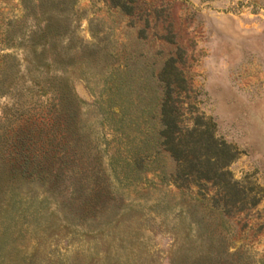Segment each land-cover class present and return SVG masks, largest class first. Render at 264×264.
Wrapping results in <instances>:
<instances>
[{"label":"rangeland","instance_id":"374dc122","mask_svg":"<svg viewBox=\"0 0 264 264\" xmlns=\"http://www.w3.org/2000/svg\"><path fill=\"white\" fill-rule=\"evenodd\" d=\"M23 6L0 0V68L12 55L25 73L20 32L15 47L6 44ZM74 10L80 43L99 58L67 76L107 193L90 202L87 220L73 194L80 180L69 175L80 165L62 167L50 192L37 179L5 183L0 264H264V0H76ZM169 60L181 126L232 148L237 193L224 194L220 178L173 185L174 163L146 146L154 129H135ZM113 103L122 109L111 113ZM12 104L0 94V123Z\"/></svg>","mask_w":264,"mask_h":264},{"label":"trees","instance_id":"16d2710c","mask_svg":"<svg viewBox=\"0 0 264 264\" xmlns=\"http://www.w3.org/2000/svg\"><path fill=\"white\" fill-rule=\"evenodd\" d=\"M36 1L23 0L25 18L11 22L6 37L7 46L15 47L16 32H20L21 43L16 47L24 52L25 73L15 56L2 57L0 94L10 96L13 104L4 108V122L0 123V193L5 183L31 178L48 183L46 192H50L63 177L62 167L80 165L78 173L71 169L69 175L80 180L73 194L80 196V206L85 210L82 214L91 220L89 214L96 207L90 202L107 193L106 172L100 154L90 151L88 133L80 125V104L67 73L99 57L83 47L76 35V0ZM28 20L29 30H22ZM165 65L155 77L158 95L149 98L147 105L142 101V121L135 129H154L152 135L150 131L145 135L146 146L156 145L174 163L175 169L169 175L173 185L188 188L220 178L218 185L224 194L237 193V184L227 170L235 159L232 148L218 142L208 129L198 130L195 124L190 128L181 126L180 105L172 97L175 86L169 81L177 75L176 70L170 60ZM121 109V103L109 106L111 113ZM157 153L151 152L153 158ZM113 160L112 154V172ZM136 160L134 157L131 161L132 167H136ZM56 163L61 166L55 168ZM209 256L205 253L203 257Z\"/></svg>","mask_w":264,"mask_h":264}]
</instances>
